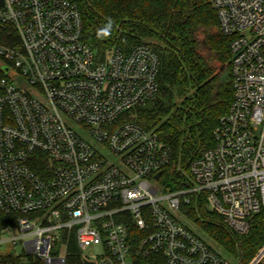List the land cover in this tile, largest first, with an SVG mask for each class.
I'll return each mask as SVG.
<instances>
[{
  "label": "built area",
  "instance_id": "obj_1",
  "mask_svg": "<svg viewBox=\"0 0 264 264\" xmlns=\"http://www.w3.org/2000/svg\"><path fill=\"white\" fill-rule=\"evenodd\" d=\"M211 3L232 38L233 100L189 184L171 189L169 147L132 114L159 94L157 52L99 55L79 0H0V209L16 215L0 244L46 264H66L72 240L93 264L231 263L182 208L205 194L245 235L264 207V0ZM248 264H264V246Z\"/></svg>",
  "mask_w": 264,
  "mask_h": 264
},
{
  "label": "trees",
  "instance_id": "obj_2",
  "mask_svg": "<svg viewBox=\"0 0 264 264\" xmlns=\"http://www.w3.org/2000/svg\"><path fill=\"white\" fill-rule=\"evenodd\" d=\"M84 37L103 55L112 47L129 51L148 44L160 58L157 98L132 112L170 149L161 181L171 189L190 182V163L214 145V130L229 111L234 86L230 44L211 0H79ZM4 31L0 30V38ZM205 194L182 209L203 233L241 264L264 246V207L251 217L250 231H231L207 207ZM16 215L0 209V237ZM0 264H46L23 253L0 256ZM66 264H85L75 240ZM232 264V263H230Z\"/></svg>",
  "mask_w": 264,
  "mask_h": 264
},
{
  "label": "rangeland",
  "instance_id": "obj_3",
  "mask_svg": "<svg viewBox=\"0 0 264 264\" xmlns=\"http://www.w3.org/2000/svg\"><path fill=\"white\" fill-rule=\"evenodd\" d=\"M160 183V180L158 181ZM185 223L187 224V226H189L194 232H196L197 234H199L201 237H203L205 240L209 241L210 243H212V245L216 246L217 248H219V246L217 245V243H215L214 240H212L211 238L207 237L203 231L195 224L192 222V220L188 219V217H185ZM220 249V248H219ZM221 251H223V249H220ZM20 251V247L17 246H13L11 243H3L0 244V256L1 255H6V254H12L15 255ZM85 254L87 255H100L102 252V248L100 245H94V246H90L88 248H86L84 250ZM225 257H228L230 262L232 264H238L240 261L236 260L234 258H232L228 253L224 252ZM243 264V263H242Z\"/></svg>",
  "mask_w": 264,
  "mask_h": 264
},
{
  "label": "water",
  "instance_id": "obj_4",
  "mask_svg": "<svg viewBox=\"0 0 264 264\" xmlns=\"http://www.w3.org/2000/svg\"><path fill=\"white\" fill-rule=\"evenodd\" d=\"M160 173H158V175H159ZM157 175V176H158ZM85 264H93V262L92 261H87V260H85Z\"/></svg>",
  "mask_w": 264,
  "mask_h": 264
}]
</instances>
